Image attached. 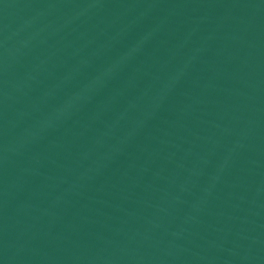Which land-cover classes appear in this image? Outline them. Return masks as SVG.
Masks as SVG:
<instances>
[{"label": "water", "instance_id": "obj_1", "mask_svg": "<svg viewBox=\"0 0 264 264\" xmlns=\"http://www.w3.org/2000/svg\"><path fill=\"white\" fill-rule=\"evenodd\" d=\"M0 264H264V0H0Z\"/></svg>", "mask_w": 264, "mask_h": 264}]
</instances>
